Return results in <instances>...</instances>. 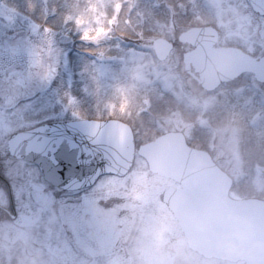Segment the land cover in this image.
<instances>
[{"label": "rangeland", "instance_id": "374dc122", "mask_svg": "<svg viewBox=\"0 0 264 264\" xmlns=\"http://www.w3.org/2000/svg\"><path fill=\"white\" fill-rule=\"evenodd\" d=\"M210 23L219 30L217 46L264 56V20L243 0H0V172L13 189L17 210L13 219L0 212V264H226L187 248L175 219L164 217L167 209L155 191L167 183L151 180L139 157L126 179L110 178L73 196L46 182L36 166L11 157L7 148L12 134L53 116L45 123L123 121L133 128L137 146L178 131L190 146L208 150L232 177V198L264 199V84L246 74L206 94L184 70L183 54L191 48L179 35ZM45 25L55 33L51 56ZM36 26L39 36L33 35ZM159 38L174 45L163 62L153 51ZM41 58L53 66L59 58L58 74L46 90L28 86ZM70 79L76 104L61 118L57 101L67 103ZM39 191L42 201L35 196ZM11 204L0 180V205L10 209ZM73 208L115 218L120 251L85 255L79 237L75 250ZM157 241L176 253L152 252Z\"/></svg>", "mask_w": 264, "mask_h": 264}, {"label": "water", "instance_id": "95a60500", "mask_svg": "<svg viewBox=\"0 0 264 264\" xmlns=\"http://www.w3.org/2000/svg\"><path fill=\"white\" fill-rule=\"evenodd\" d=\"M247 1L255 13L264 17V0ZM179 41L194 48L184 55L185 71L192 76L199 73L195 78L206 91H214L245 72L253 73L258 82L264 83V56L252 58L236 48H215L218 35L210 27L191 28L179 36ZM153 48L157 59L165 61L173 45L159 38ZM47 125L61 129L56 139L63 137L64 144L57 159L67 162V177L63 173L57 175V169L41 156L29 155L42 151L33 135L35 128L13 134L7 147L13 158L37 165L44 179L55 187L79 190L93 185L102 175L124 176L132 167L134 136L131 127L122 121L89 119ZM29 136L32 138L27 139ZM70 144L74 150H69ZM138 154L150 171L181 186L166 191L164 201L191 250L208 259L225 261L224 249L230 245L238 253L230 262L264 264L263 200L232 199V179L208 152L190 147L181 132L166 133L140 146ZM37 198L42 200L43 193H37Z\"/></svg>", "mask_w": 264, "mask_h": 264}, {"label": "flooded vegetation", "instance_id": "af4514ba", "mask_svg": "<svg viewBox=\"0 0 264 264\" xmlns=\"http://www.w3.org/2000/svg\"><path fill=\"white\" fill-rule=\"evenodd\" d=\"M243 2L246 4V2L244 0H243ZM247 7H248V5H247ZM213 25L218 30L217 24L214 23ZM218 33H219V30H218ZM220 47H235V46L225 45V46H220ZM236 48H238V47H236ZM241 50L244 51V49H241ZM227 85L228 84L220 86L218 88V90L224 86H227ZM132 171H133V169L130 170V172L124 177H118V176H114V175L102 176L96 181V183L93 186H91L89 188H86V189H83L80 191H75V192H67V193H69L70 195L72 194L73 196L80 195L82 193H87L90 190L96 188L97 186H99L100 184H103L106 181L110 182L111 180H108L110 178L113 179V181H111V182L118 183L119 182L118 180L126 179L131 174ZM149 173H150L151 180L154 179L155 181L157 180V182H159V183H161V181H164L167 183V185L164 184V186L158 185L157 188L155 189L156 193L159 192V194H160V196H159L160 201L166 207V205L163 202V195H164L165 191L170 187H178V186L167 178L153 174L150 171H149ZM3 175L4 174L0 172V180L2 182H4V184L6 186V182H8V181L5 179V177ZM6 188H7V186H6ZM60 191H62V190H60ZM39 192H41V191H39ZM42 193H43V199H44V192L42 191ZM35 196H37V195H35ZM14 201H15V198L13 196V204L10 205V209L0 205V212L4 213L5 215H8L12 219L17 216V210L15 208ZM166 209L167 210L164 213V217L169 218V219L173 218L171 212L168 210L167 207H166ZM70 216H71V218H73V223H72L73 236L71 235L70 230H69V233L75 242V246H73V248L75 250H76L77 238L79 237L78 243L81 244V240H83L84 247H82V246L79 247V245L78 244L77 245H78V248H80L81 250L83 249L82 251L84 252L85 255H88V256L94 255L97 257H101L104 254H109L112 252H119L120 251L122 244H123V240L121 239V234L119 233L120 230L116 229L117 221L115 218L110 220L108 217V214H105L102 211H100V214H96L92 210L91 211L88 209L75 210V208H73L71 210ZM76 218H78V219H76ZM58 220H60V218ZM55 224H58V226L60 228V230H58L56 228V231H58L59 234H61L62 233L61 223L58 222ZM155 245H157L158 248L154 249V247H155L154 246L153 249H151V251L157 253V255L167 257L168 255H171L172 253L173 254L176 253V251L172 250V248L170 247V245L168 243L163 244V242L157 241V242H155ZM80 249H79V251H80Z\"/></svg>", "mask_w": 264, "mask_h": 264}, {"label": "snow or ice", "instance_id": "6c2138e0", "mask_svg": "<svg viewBox=\"0 0 264 264\" xmlns=\"http://www.w3.org/2000/svg\"><path fill=\"white\" fill-rule=\"evenodd\" d=\"M43 32V38L50 39H44V43H46L49 46V56H51V48L55 46V33L53 30L49 29L46 25L42 30ZM33 35H41V29L39 26H36L35 31L33 32ZM64 60L67 61V56H64ZM58 64H59V58H57V66H53L52 64H46L43 60V58L40 59V62L37 67V71L34 74L29 75V81L28 86H33V83L35 84V88L38 90H46L47 87L51 85L52 80L56 77L58 74ZM65 67H67V63L64 64ZM21 87L25 86L23 82L20 84ZM71 79L69 81V91L65 94V100L67 103H64L63 101H57V103L61 104V118L63 116L68 115L69 110L73 109V106L76 104L75 98L71 95ZM35 92H33V95ZM30 107V105H29ZM72 116L74 119H76V113L73 110ZM56 117H45L44 120L41 121H32V126L35 127L36 125H42L41 127L35 128V133L33 134L35 136V139L40 142L42 146V151L38 153H32L30 152L29 155H38L41 156L44 160L49 161L56 169H57V175L60 173L64 174V177L68 176L67 171V162H62L61 160L57 159V153L60 151L61 146L64 144V139L61 137L60 139H56L57 134L61 131V129H58L56 126H48L45 121L47 119H55ZM23 136V134H21ZM32 137L29 136L27 139H31ZM15 139V137H14ZM23 142V141H22ZM72 144H75V141L72 142ZM69 150H74L72 145L70 144ZM62 177V179L64 178ZM72 179H75L74 177ZM72 181L69 180V183ZM67 187V186H65Z\"/></svg>", "mask_w": 264, "mask_h": 264}, {"label": "clouds", "instance_id": "9594fccd", "mask_svg": "<svg viewBox=\"0 0 264 264\" xmlns=\"http://www.w3.org/2000/svg\"><path fill=\"white\" fill-rule=\"evenodd\" d=\"M237 257H238V253L234 247L229 245L224 249L223 258L225 259L226 264H230V261Z\"/></svg>", "mask_w": 264, "mask_h": 264}]
</instances>
